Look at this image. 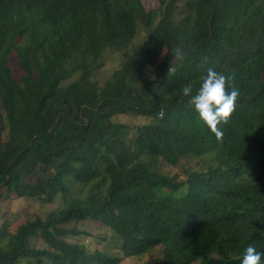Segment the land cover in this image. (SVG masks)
I'll return each instance as SVG.
<instances>
[{
  "label": "trees",
  "instance_id": "1",
  "mask_svg": "<svg viewBox=\"0 0 264 264\" xmlns=\"http://www.w3.org/2000/svg\"><path fill=\"white\" fill-rule=\"evenodd\" d=\"M159 1L0 0V202L62 199L1 226L0 264H121L156 248L143 264H240L249 244L264 252V0ZM127 48L100 82L103 54ZM209 67L239 90L220 140L181 92ZM191 158L201 168L162 169ZM86 221L115 232L120 255Z\"/></svg>",
  "mask_w": 264,
  "mask_h": 264
},
{
  "label": "rangeland",
  "instance_id": "2",
  "mask_svg": "<svg viewBox=\"0 0 264 264\" xmlns=\"http://www.w3.org/2000/svg\"><path fill=\"white\" fill-rule=\"evenodd\" d=\"M145 8L150 10L158 11L160 9L159 0H142ZM148 35V31L145 27L141 26L138 28V34L135 39V45L145 41ZM130 48L124 50H107L102 57L104 62L105 71L97 72L96 78L103 81L104 77L108 75V72L113 68L118 67L120 63L125 60L126 56L129 54ZM11 65L13 66V74L19 77L22 71L16 65V58L11 59ZM150 117L141 115H130L124 114L117 117V120L131 125L143 124L151 122ZM198 158H191L188 161H184L181 166L163 165L162 169L169 173L170 175L179 174L183 175V171L186 168L198 169L201 165L198 163ZM62 204V199H56L53 203H48L46 201L35 199V198H17L14 195H8V197H2L0 202V228L3 224L7 225L9 231H15L19 225L26 222L35 216H42L48 210L60 207ZM86 228L92 232L94 237L104 236L101 245L103 249L111 255H120L122 240L121 238L113 232L110 228L102 224H93V222L86 221ZM93 241H94V237ZM160 256L159 249H154V251H149L145 254L132 256L131 258L124 259L121 264H143L145 261L154 259Z\"/></svg>",
  "mask_w": 264,
  "mask_h": 264
},
{
  "label": "clouds",
  "instance_id": "3",
  "mask_svg": "<svg viewBox=\"0 0 264 264\" xmlns=\"http://www.w3.org/2000/svg\"><path fill=\"white\" fill-rule=\"evenodd\" d=\"M174 55L182 54L178 46L173 52ZM230 76L209 67L206 75L200 81L198 87L193 91L192 84L182 87V95L188 97V102L202 120L214 133L217 140L222 138V130L218 125L226 123L235 110L239 90L233 86ZM264 252L258 251L256 247L249 244L246 246L240 259V264H264L262 261Z\"/></svg>",
  "mask_w": 264,
  "mask_h": 264
}]
</instances>
